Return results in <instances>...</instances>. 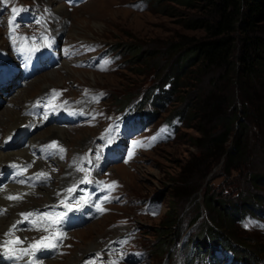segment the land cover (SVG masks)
<instances>
[{
    "label": "rangeland",
    "instance_id": "obj_1",
    "mask_svg": "<svg viewBox=\"0 0 264 264\" xmlns=\"http://www.w3.org/2000/svg\"><path fill=\"white\" fill-rule=\"evenodd\" d=\"M181 2L76 0L75 6L70 7L64 0H0V64L14 72L8 80L0 79V147L6 129L2 123L8 121L10 111L21 113L29 121L31 117L25 115V110L35 104L40 127L29 135L23 147L13 151L26 150L30 154L32 146H51L53 142L58 145L59 152L56 150L44 163H36V172H45L52 179L50 183L45 180L37 190L53 194H34L38 201L45 202L38 208L46 213H51L53 206L60 214L71 212L62 199L69 194L78 196L75 190L84 183H88L89 195L83 199L85 205L89 204L92 191L98 194V200L89 205L87 212H78L87 215L83 225L65 230L64 223L58 221L47 227L50 232L58 224L64 238L59 239L58 254L43 264L81 257L93 244L98 249L91 254L98 261L92 264H230L231 253L239 257L233 264H253L249 244L257 245V251L263 250L258 258L259 264H264V184L255 186L249 177L250 173L264 176V147L260 128L244 109L247 101L243 100L244 105L237 102L239 108L234 111L239 121L229 148L238 134L248 133L249 169L228 172L225 159L212 165L211 160L203 158L197 146L203 137L197 121L188 114L181 116L202 92L211 89L212 76L204 77L198 84L191 77L181 80L177 96L166 102L154 100L161 91L159 87L169 88L173 64L183 53L180 47L205 36L204 30L186 28L197 9ZM21 6L32 8L29 11H35V15L24 13ZM46 10L52 13L51 26L38 18ZM51 41L63 44L62 52L57 47V62L44 63L39 71L30 73L32 67L42 65L41 53ZM54 90L58 95L54 96ZM136 101L139 104L121 121L125 108ZM51 108L61 110V118L62 110L78 112L77 122L88 118L75 125L46 124ZM140 115L149 123L138 122L136 117ZM113 120L118 121L116 128L105 133ZM56 128L61 129L63 138L53 134ZM109 139L111 143H107ZM85 176L90 183L83 182ZM113 182V189L105 187ZM193 186L198 188L193 197L179 198ZM28 193L25 197L16 195L24 199H9L10 203H22ZM103 193L108 194L107 199H103ZM212 194L220 200L215 208L208 204ZM0 205L5 206L3 202ZM226 207L235 216L245 210L233 223L238 238L231 242L236 248L232 252L212 247L204 233L212 227L218 237L227 234L212 218L215 211L225 212ZM169 216L178 221L176 233L180 239L173 248L169 246L168 253L159 256L155 247L165 239L157 231ZM43 229L39 224L22 235L33 236L37 241L46 234ZM25 238L29 247L30 239ZM215 249L221 263L212 259L216 257Z\"/></svg>",
    "mask_w": 264,
    "mask_h": 264
},
{
    "label": "trees",
    "instance_id": "obj_2",
    "mask_svg": "<svg viewBox=\"0 0 264 264\" xmlns=\"http://www.w3.org/2000/svg\"><path fill=\"white\" fill-rule=\"evenodd\" d=\"M182 1L181 3L188 8L197 9V14L187 21L186 28L204 30L205 36L190 41L185 48L180 47L183 53L173 64L169 88L164 90L159 87L162 92L159 91L154 100L166 102L169 97L177 96V87L181 80L185 81L191 77L190 79H195L198 84L203 82L204 77L212 76L214 81L210 84L211 89L202 92L201 97L188 107V112L182 111L181 116L185 117L188 114L190 119L197 121L198 131L203 135L198 139L197 146L202 150L204 159L211 160L212 165L225 159L226 171L246 172L250 161L248 133L243 131L238 134L231 148L229 144L239 121L234 110L239 108L238 100L244 105L245 99L248 107L244 106V109L249 113L248 117L255 119L260 128L264 147V0ZM238 46L239 55L236 56ZM163 81L166 79L163 78ZM149 95L146 100L149 99ZM249 177L255 186L264 184V176L260 173H250ZM182 182L184 183V180ZM197 190L198 188L193 186L179 198H191ZM259 198L263 200L262 197ZM219 203L220 200L215 194L209 197L210 207L215 208ZM225 209V212L215 211L212 218L227 230V234L218 237L214 228L207 227L204 232L206 236L203 235L210 240L212 247L224 245L223 247L235 251L236 248L231 242L233 239L237 240L238 236L233 223L245 213V210L238 213L236 211L235 216L227 207ZM198 217L194 219L195 222ZM177 224V219L172 216L161 222L157 232L160 236L163 235L165 241L155 247L159 249L156 252L159 256L168 253L169 246L173 248L175 242L180 239L179 233H176ZM240 243L245 247L244 243ZM248 246L254 255L253 264H259L258 257L263 254V250L257 251L255 244ZM198 247L204 250L203 245ZM235 257L239 258L237 255Z\"/></svg>",
    "mask_w": 264,
    "mask_h": 264
},
{
    "label": "bare ground",
    "instance_id": "obj_3",
    "mask_svg": "<svg viewBox=\"0 0 264 264\" xmlns=\"http://www.w3.org/2000/svg\"><path fill=\"white\" fill-rule=\"evenodd\" d=\"M47 39L48 38H46V40ZM20 48L21 47H19V49ZM10 114H11V116L8 118V121L2 123V125H4L6 127V129L3 132V136L5 139H7L11 135L10 133L12 131L14 132L18 128L23 127L22 125L26 124L28 121V119L21 116V113H16V112L10 111ZM52 132H53V134L60 135V137L63 138L64 134L60 128L53 129ZM19 157H21V159H23V160H32L33 159L32 156L29 154V152H27L26 150L13 151L12 149L5 147L4 143H3L2 146L0 147V168L5 167L8 163H13V161L19 159ZM38 162H36V163H38ZM26 189H23V187L19 188L16 185L15 186L9 185L8 187L0 189V203L3 202V204H5V206L0 205V207L4 208L6 210L3 215H0V243H2L4 240L11 239V237L5 235V233H7L8 230H10V228L12 227L13 224L20 221L21 214L27 213L28 211L30 213V211H32L35 208L42 206V204L45 203V202L41 203L40 201H38L34 194L38 193V194H46L47 195L48 191H43L42 189H39V190H37V189H35V190L27 189L26 190ZM26 193H28L29 195H26L27 198L22 203H18L15 205L13 202L10 203V200L8 199L9 196H16V195H20V194L24 195V197H25ZM48 195L52 196L53 194H48ZM22 199H24V198H22ZM49 201H51V200H48V203H49ZM12 204H14V205H12ZM17 235H19L20 239L23 241V244H20L17 247L29 249V247L27 246V245H29V243L27 244V239L24 237V235H22L21 232L18 233ZM97 249L98 248L95 246V244L90 245L89 248H87L85 251H83V253L81 254V257L76 256L73 258H69L66 261H60L59 259H57L59 261L55 262L54 264H92L93 259L95 257L92 256L91 252L94 250H97ZM45 251H46V249H40L38 251L30 252V255L34 256V254H37V252L43 253ZM1 253H4L2 249H0V254ZM17 254L21 255V256H28V255H23L20 252H18ZM32 259H33V257H32ZM33 262H34V264H40L39 260H33ZM96 262H97V260H96Z\"/></svg>",
    "mask_w": 264,
    "mask_h": 264
},
{
    "label": "snow or ice",
    "instance_id": "obj_4",
    "mask_svg": "<svg viewBox=\"0 0 264 264\" xmlns=\"http://www.w3.org/2000/svg\"><path fill=\"white\" fill-rule=\"evenodd\" d=\"M16 10L13 9V12H15ZM13 32H15V27H13L12 29ZM13 42H15V38L13 37ZM55 95H58L57 93H55V90H54V96ZM111 130H109L110 132ZM103 138V137H102ZM155 139V138H153ZM107 143H111V139H109L107 141ZM139 146H144V145H139ZM150 146V145H148ZM51 147L53 148H56L58 147L57 143L56 142H53V144L51 145ZM61 152L64 151V149H59ZM99 158V157H98ZM129 158H131V154L129 155ZM81 171H83V169H80ZM41 175H44V174H41ZM83 182H91L87 176H85V180ZM105 187H107L108 189H113L115 187V182H113V184L111 185H106ZM75 189H68L69 192H72L74 191ZM8 199L10 200H19V199H22V196H9ZM107 199V197H106ZM77 203H79L77 201ZM66 208H68L70 211L72 210V206L65 203L64 205ZM101 211H104V209H100ZM4 209H0V215H2L4 213ZM153 214H156L155 212H153ZM24 215V218L25 220H27L30 216H32L33 214L32 213H26V214H22ZM50 219V218H49ZM59 221V218H57V220L53 221V223H57ZM20 223V222H18ZM31 223L35 224L36 221L35 220H32ZM247 226V225H246ZM44 231H47L48 229L45 228L43 229ZM15 231H17V226L16 224H13L11 229L9 230V232L5 233V235L9 236V237H12L14 236L15 234ZM54 238L56 240H59V239H63L64 238V235L63 233H57L55 234ZM53 241V237L52 236H45V237H42L40 240H37L36 242L32 243L30 246H29V249H24V248H18L17 246L20 245V244H23V241L19 238V237H15V239H7V240H4L2 243H0V249L3 250V252L11 257H16L17 259L21 258V257H18L17 256V253L20 252L22 253L23 255H29L30 252H34V251H38L40 249H43V248H56L58 245Z\"/></svg>",
    "mask_w": 264,
    "mask_h": 264
}]
</instances>
